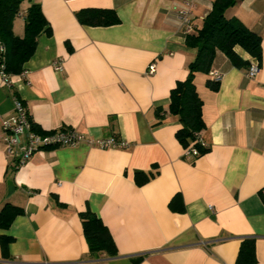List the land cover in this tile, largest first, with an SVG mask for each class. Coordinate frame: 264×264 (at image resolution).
I'll return each instance as SVG.
<instances>
[{"label":"crops","instance_id":"crops-1","mask_svg":"<svg viewBox=\"0 0 264 264\" xmlns=\"http://www.w3.org/2000/svg\"><path fill=\"white\" fill-rule=\"evenodd\" d=\"M214 1L25 0L22 14L41 4L51 33H42L10 86L0 75V115H13L19 99L44 133L71 128L129 147L42 150L15 168L0 124V209L24 210L0 229V264H236L248 238L264 264V0H244L226 13L262 37L257 77L222 52L211 71L222 75L218 91L208 85L211 73L196 76L206 154L186 155L176 136L181 124L169 113L171 92L197 56L176 8L191 6L196 29ZM85 9L115 10L121 22L82 25L77 13ZM23 18L14 25L21 37ZM152 64L157 71L148 75ZM137 171L153 176L139 185ZM88 210L110 230L117 257L91 258L81 219ZM3 235L13 238L7 249Z\"/></svg>","mask_w":264,"mask_h":264},{"label":"trees","instance_id":"trees-1","mask_svg":"<svg viewBox=\"0 0 264 264\" xmlns=\"http://www.w3.org/2000/svg\"><path fill=\"white\" fill-rule=\"evenodd\" d=\"M242 1L244 0H215L203 25L187 34L186 44L197 49V56L189 65L187 78L178 82L171 92L169 113L177 117L181 124L176 134L177 139L186 150L196 148L201 155L206 154L209 149L202 148L198 142L207 126L203 118L204 103L195 82L197 74L210 75L218 52L226 55L232 65L239 69L248 70L251 62L237 52L238 48L257 59L260 65L263 60L262 37L247 28L239 19H229L226 16L229 9ZM24 2L25 0H0V69L3 67L10 77L24 72L26 63L36 53L39 37L44 32L51 33L41 4H31L25 14H22ZM22 15L25 32L21 37L16 35L14 25ZM77 18L82 25L91 27H109L121 22L118 13L111 9H85L77 13ZM2 47L4 51L1 50ZM208 85L214 91L220 88V82L213 80L208 81ZM33 130L44 134L36 125ZM152 176L137 171L135 179L139 185H143ZM23 214V208L12 204L5 205L0 209V229H10L14 221ZM81 219L91 258H98L101 254L117 257L118 247L102 219L90 210L82 213ZM12 241L13 238L9 236H1L4 249H7ZM257 263L256 239L243 240L236 264Z\"/></svg>","mask_w":264,"mask_h":264},{"label":"built area","instance_id":"built-area-1","mask_svg":"<svg viewBox=\"0 0 264 264\" xmlns=\"http://www.w3.org/2000/svg\"><path fill=\"white\" fill-rule=\"evenodd\" d=\"M176 9H178L186 33H192L195 26L191 6L188 4L183 9ZM1 50L4 51L3 47ZM55 64L58 70H63V66L60 62H56ZM260 70L259 63H251L248 69V77L250 79H255ZM156 71V65L152 64L149 66L147 74L154 75ZM0 75L3 82L10 86L11 77L5 72L3 67L0 69ZM211 76L215 82H221L222 80V75L218 72L211 73ZM14 106L15 113L13 115H0V124L3 135L2 141L5 145L6 154L13 160L15 168L26 165L37 152L42 150L78 147L85 143L90 146H98L102 149H126L129 147L128 142L114 137L98 140L87 139L84 135L71 128H62L44 134L37 133L33 130V123L23 102L16 99ZM198 142L202 148L209 147L208 143L203 138H199ZM186 155L191 159H195L199 157L201 153L196 148H190L186 150Z\"/></svg>","mask_w":264,"mask_h":264}]
</instances>
